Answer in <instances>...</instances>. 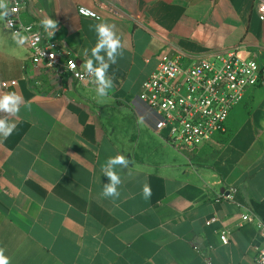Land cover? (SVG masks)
<instances>
[{
	"label": "crops",
	"instance_id": "0c3cea01",
	"mask_svg": "<svg viewBox=\"0 0 264 264\" xmlns=\"http://www.w3.org/2000/svg\"><path fill=\"white\" fill-rule=\"evenodd\" d=\"M263 1L32 0L22 20L41 29L44 17L56 20L46 40L82 67L97 42L94 26L115 24L124 49L108 69L114 88L106 98L94 83L63 96L34 86L24 72L27 38L0 18V95L25 102L12 134L0 136V247L10 264H256L264 247V88L249 89L226 131L192 151L176 149L133 103L162 51L193 59L238 48L264 62ZM118 154L130 161L116 169L120 197L102 198L101 166ZM248 213L254 221L242 219Z\"/></svg>",
	"mask_w": 264,
	"mask_h": 264
},
{
	"label": "built area",
	"instance_id": "2783aa9c",
	"mask_svg": "<svg viewBox=\"0 0 264 264\" xmlns=\"http://www.w3.org/2000/svg\"><path fill=\"white\" fill-rule=\"evenodd\" d=\"M31 2L8 0L9 8L15 11L6 18L7 26L15 35L27 38L30 56L24 64L25 77L54 96L66 95L76 85L91 84L92 78L74 53L56 40H46L44 30L36 22L22 20ZM258 10L259 18L264 20V1ZM79 11L96 16L86 8ZM158 59L156 70L144 82L133 108L157 132H165L168 141L179 150L192 151L214 135L225 132L230 112L242 103L247 91L264 88V62L242 57L238 48L193 59L181 50L162 51ZM70 61L75 63V68ZM16 83L12 80L1 86ZM242 219L254 221L255 216L248 213ZM220 239L223 244L229 243L227 230L221 231ZM256 264H264V247L256 256Z\"/></svg>",
	"mask_w": 264,
	"mask_h": 264
},
{
	"label": "clouds",
	"instance_id": "9594fccd",
	"mask_svg": "<svg viewBox=\"0 0 264 264\" xmlns=\"http://www.w3.org/2000/svg\"><path fill=\"white\" fill-rule=\"evenodd\" d=\"M15 9L9 8L8 0H0V18L9 17ZM83 12L84 10L81 9ZM94 15V14H93ZM49 38L55 35L58 30V22L52 18L44 17L40 21ZM97 34V42L91 49V57L84 64L88 76L92 78V83L96 85V93L99 97H108L110 91L114 88L113 78L108 76V69L111 64L117 62V57L123 55L124 45L121 37L117 34L115 24L98 23L94 26ZM103 53V55L101 54ZM87 55V50H85ZM72 68H75L74 62H69ZM25 102L23 97L16 92H8L0 95V136L5 139L12 134L16 125L11 118L18 116L20 108ZM26 106V105H25ZM129 159L123 155L109 157L105 164L101 166V172L107 177L108 182L103 184L100 193L102 198L116 200L120 197L118 186L122 180L117 168H127ZM152 195L150 185L145 182L142 186V196L144 199H150ZM0 264H10V258L5 255V249L0 247Z\"/></svg>",
	"mask_w": 264,
	"mask_h": 264
},
{
	"label": "trees",
	"instance_id": "16d2710c",
	"mask_svg": "<svg viewBox=\"0 0 264 264\" xmlns=\"http://www.w3.org/2000/svg\"><path fill=\"white\" fill-rule=\"evenodd\" d=\"M4 114L3 113H0V116H3Z\"/></svg>",
	"mask_w": 264,
	"mask_h": 264
}]
</instances>
